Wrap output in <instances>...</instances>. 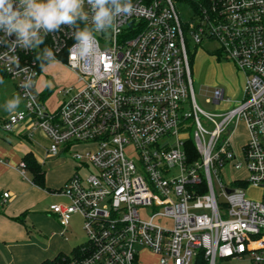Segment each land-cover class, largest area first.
<instances>
[{
	"label": "built area",
	"instance_id": "1",
	"mask_svg": "<svg viewBox=\"0 0 264 264\" xmlns=\"http://www.w3.org/2000/svg\"><path fill=\"white\" fill-rule=\"evenodd\" d=\"M131 2L118 32L97 33L86 58L72 48L74 26L45 34L38 49L15 47L16 36L0 30V73L23 103L1 132L24 140L40 134L47 155L75 164L59 189L68 205L49 212L63 230L79 215L87 240L61 264H139L141 250L156 264H194L199 252L207 264H264V0ZM186 37L194 46L215 42L219 57L244 75L242 100L226 113L196 105ZM45 47L83 84L64 91L54 113L20 87L26 69L37 79ZM223 94L216 89L207 102L219 105ZM199 114L214 123L211 132ZM238 124L245 138L235 148ZM225 165L239 172L232 181L223 179ZM18 170L24 177L23 162ZM248 188L260 191L258 200L246 197ZM8 198L3 193L1 202Z\"/></svg>",
	"mask_w": 264,
	"mask_h": 264
},
{
	"label": "crops",
	"instance_id": "2",
	"mask_svg": "<svg viewBox=\"0 0 264 264\" xmlns=\"http://www.w3.org/2000/svg\"><path fill=\"white\" fill-rule=\"evenodd\" d=\"M54 65L67 70L58 63ZM41 71L39 69V75ZM14 138L22 140L17 147L12 146ZM0 141V264H40L64 255L68 242L60 237H64L69 225L63 230L49 207L68 205V199L59 189L75 172L74 162L66 156L47 155L46 148L37 157L30 150V140L4 134ZM28 152L42 170L43 166H48L46 173L43 170L44 188L32 183L28 171L24 177L20 175L18 164ZM3 193L9 194L5 203L1 202ZM59 229L61 233L57 234Z\"/></svg>",
	"mask_w": 264,
	"mask_h": 264
},
{
	"label": "rangeland",
	"instance_id": "3",
	"mask_svg": "<svg viewBox=\"0 0 264 264\" xmlns=\"http://www.w3.org/2000/svg\"><path fill=\"white\" fill-rule=\"evenodd\" d=\"M180 13L182 15V23L187 22V16L185 8L180 7ZM187 49L190 56V71L192 88L194 92L195 103L198 108L209 115L223 114L232 109L237 103L242 100L244 75L237 71L235 66L225 59L219 57L218 46L213 41H204L199 46H194L189 37H186ZM37 95L41 97L46 110L49 113H54L65 99L63 92L69 89L72 92L81 90L83 84L78 82L77 77L70 71L61 69L56 65L48 67L40 72L37 77ZM48 82H51V86H46ZM223 90V100L219 105H214L211 101V94L214 90ZM17 94L11 81L6 79L3 84H0V129L3 121L10 113L4 110V103L7 99ZM22 110V102L16 112ZM14 112V113H16ZM13 114V113H11ZM221 120L220 117H213V121L218 123ZM199 121L202 127L211 132L214 128L213 122H208L204 116L199 114ZM235 135L232 136L230 142L235 148L242 143L245 138V130L242 124H238ZM4 134L0 130V137ZM17 139H12V146L17 147L20 144ZM32 145L30 150L37 157H40L41 152L47 148L48 142L41 136L35 135L31 138ZM1 142V141H0ZM2 143V142H1ZM67 157V156H66ZM68 158V157H67ZM45 173L48 171V166H43ZM89 170L80 172V175H84ZM224 181H232L239 174L237 170L232 169L229 165H225L222 170ZM247 198L258 200L260 197V191L254 188H248L245 192ZM143 217L144 214L142 213ZM69 229L64 233V237H60L61 240H67L68 248H66L64 255H69L71 250L76 246L82 245L86 242L87 237L83 230V221L79 215H72L69 220ZM57 234L61 233V229L56 230ZM55 242V240H53ZM139 264H156V257L150 252L141 250L139 253ZM215 264H251L247 260H217Z\"/></svg>",
	"mask_w": 264,
	"mask_h": 264
},
{
	"label": "clouds",
	"instance_id": "4",
	"mask_svg": "<svg viewBox=\"0 0 264 264\" xmlns=\"http://www.w3.org/2000/svg\"><path fill=\"white\" fill-rule=\"evenodd\" d=\"M85 4L89 6L87 10ZM132 10L131 0H0V30L16 36L15 47L38 49L45 34L58 31L61 25L74 26L76 43L72 48L79 58H86L95 48L96 34L117 33L120 17L131 14ZM36 59L41 70L59 63L48 47L39 51ZM36 76V72L25 70L20 85L24 98L32 96L33 90L38 91ZM3 83L0 78V84ZM46 86L50 87L51 82ZM21 102L22 96L17 93L5 101L4 110L14 113Z\"/></svg>",
	"mask_w": 264,
	"mask_h": 264
},
{
	"label": "trees",
	"instance_id": "5",
	"mask_svg": "<svg viewBox=\"0 0 264 264\" xmlns=\"http://www.w3.org/2000/svg\"><path fill=\"white\" fill-rule=\"evenodd\" d=\"M0 78H2L3 81H5L7 79L6 76L1 74V73H0ZM188 146L190 148H192V151H193L192 142H189ZM22 162L25 164L26 171H28L32 176V183H34L35 185H37L39 187L44 188V183H43L44 171L42 170L40 165L34 160V158L32 157L30 152L26 153L22 157ZM0 205H1V203H0ZM79 246H76L75 248H73L71 250L70 254L76 252L78 250ZM63 257H67V256L66 255H58L53 260L42 261L40 264H61ZM219 260L222 261L223 259H219ZM194 264H207V261L204 259L203 254L201 252H199L197 254Z\"/></svg>",
	"mask_w": 264,
	"mask_h": 264
}]
</instances>
